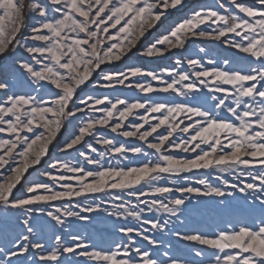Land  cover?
<instances>
[{
    "label": "snow or ice",
    "instance_id": "snow-or-ice-1",
    "mask_svg": "<svg viewBox=\"0 0 264 264\" xmlns=\"http://www.w3.org/2000/svg\"><path fill=\"white\" fill-rule=\"evenodd\" d=\"M0 264H264V0H0Z\"/></svg>",
    "mask_w": 264,
    "mask_h": 264
},
{
    "label": "rangeland",
    "instance_id": "rangeland-1",
    "mask_svg": "<svg viewBox=\"0 0 264 264\" xmlns=\"http://www.w3.org/2000/svg\"><path fill=\"white\" fill-rule=\"evenodd\" d=\"M190 2H195V3H212L213 0H190ZM180 14L177 13L175 14L174 17H171L169 19V21H165V24L169 23L172 19H175L176 17H178ZM196 47H205L212 56H227V55H231V52L226 50L223 46H215V45H211L208 44L207 42L204 43H197ZM155 63H163V62H155ZM155 63L150 64L149 66H155ZM207 221V217L206 216H202V215H196L193 217V226H197L195 222H200L201 224H203L204 222ZM99 227H97V229H95V231H99ZM89 232L94 231V229L89 228L88 229Z\"/></svg>",
    "mask_w": 264,
    "mask_h": 264
}]
</instances>
